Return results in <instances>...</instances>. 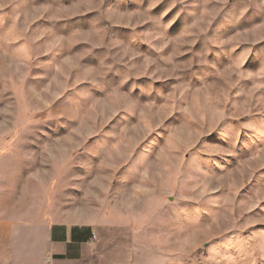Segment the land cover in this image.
I'll use <instances>...</instances> for the list:
<instances>
[{"label": "rangeland", "instance_id": "obj_1", "mask_svg": "<svg viewBox=\"0 0 264 264\" xmlns=\"http://www.w3.org/2000/svg\"><path fill=\"white\" fill-rule=\"evenodd\" d=\"M0 194L137 264H264V0H0Z\"/></svg>", "mask_w": 264, "mask_h": 264}, {"label": "crops", "instance_id": "obj_2", "mask_svg": "<svg viewBox=\"0 0 264 264\" xmlns=\"http://www.w3.org/2000/svg\"><path fill=\"white\" fill-rule=\"evenodd\" d=\"M28 199L0 194V264H137L131 249L120 255L93 239L94 222H61L53 201ZM124 218L119 211L100 217L106 229L122 227Z\"/></svg>", "mask_w": 264, "mask_h": 264}, {"label": "built area", "instance_id": "obj_3", "mask_svg": "<svg viewBox=\"0 0 264 264\" xmlns=\"http://www.w3.org/2000/svg\"><path fill=\"white\" fill-rule=\"evenodd\" d=\"M92 238H93V239H95V238H96V235H95L94 233L92 234Z\"/></svg>", "mask_w": 264, "mask_h": 264}]
</instances>
